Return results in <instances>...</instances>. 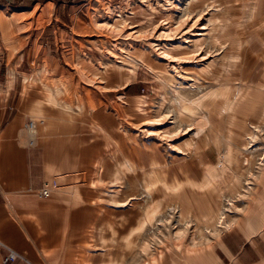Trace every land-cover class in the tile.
Returning <instances> with one entry per match:
<instances>
[{
	"label": "rangeland",
	"instance_id": "1",
	"mask_svg": "<svg viewBox=\"0 0 264 264\" xmlns=\"http://www.w3.org/2000/svg\"><path fill=\"white\" fill-rule=\"evenodd\" d=\"M146 5L130 20H93L94 39L104 41L89 52L92 63L70 66L107 69L109 88L125 91L123 144L110 137L108 180L92 181L104 188L93 192L103 202L94 211L108 217L110 246L117 232L139 230L144 263L200 254L230 228L264 236V33L255 32L264 0Z\"/></svg>",
	"mask_w": 264,
	"mask_h": 264
},
{
	"label": "crops",
	"instance_id": "2",
	"mask_svg": "<svg viewBox=\"0 0 264 264\" xmlns=\"http://www.w3.org/2000/svg\"><path fill=\"white\" fill-rule=\"evenodd\" d=\"M148 1L0 0V243L19 255L10 264H264V236L239 228L200 254L141 263L139 230L113 233L110 246L108 217L94 211L103 202L93 200L92 181L108 180L110 137L123 144L126 97L124 87L109 88L107 69L70 66L92 63L89 52L104 41L94 39L93 20H130ZM261 20L255 32L264 33ZM5 255L0 248V264Z\"/></svg>",
	"mask_w": 264,
	"mask_h": 264
},
{
	"label": "built area",
	"instance_id": "3",
	"mask_svg": "<svg viewBox=\"0 0 264 264\" xmlns=\"http://www.w3.org/2000/svg\"><path fill=\"white\" fill-rule=\"evenodd\" d=\"M32 126H33V124H32V123H29V124L27 125V128H28V129H32ZM47 194H48L47 190H44V191L42 192V195H43L44 197H46ZM0 248L6 251V255H5V256L3 257V259H2L3 264H10V263H13V262H15L16 260L19 259V255H18L16 252L10 250L9 248L5 247V246H4L3 244H1V243H0Z\"/></svg>",
	"mask_w": 264,
	"mask_h": 264
},
{
	"label": "bare ground",
	"instance_id": "4",
	"mask_svg": "<svg viewBox=\"0 0 264 264\" xmlns=\"http://www.w3.org/2000/svg\"><path fill=\"white\" fill-rule=\"evenodd\" d=\"M199 31H204V28H200L199 29ZM198 36H202V34H197V37ZM188 41H186V43H187ZM185 43V44H186ZM166 50V49H165ZM172 51V50H171ZM162 57L163 58H165L164 60H171L173 63H180V61H181V58L180 57H174V56H171V55H169L168 53H162ZM140 59H143V57H141ZM181 64V63H180ZM181 103H182V105L184 106V107H186L185 105V102L183 101V100H181ZM193 105V104H192ZM193 108V107H192ZM192 108H191V110H192ZM187 110H190V109H188V107H187ZM195 110V109H194ZM200 132H201V128H197L196 129V134L198 135V134H200ZM126 167L127 168H129V166L128 165H126Z\"/></svg>",
	"mask_w": 264,
	"mask_h": 264
}]
</instances>
